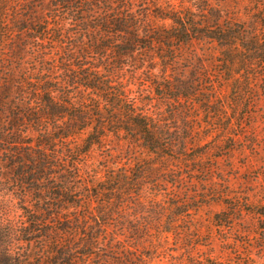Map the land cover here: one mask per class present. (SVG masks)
I'll return each instance as SVG.
<instances>
[{
  "label": "trees",
  "instance_id": "trees-1",
  "mask_svg": "<svg viewBox=\"0 0 264 264\" xmlns=\"http://www.w3.org/2000/svg\"><path fill=\"white\" fill-rule=\"evenodd\" d=\"M250 1L259 29L221 21L218 11L205 5L194 12L179 9L170 0H27L23 8L16 7L18 0H0L1 39L26 34L41 47L68 43L60 66L51 56L46 61L51 66L48 72L38 71L37 77L27 71L20 57L25 48L17 45L10 49V58L25 69H19L18 75L12 73V66L0 69V177L5 187L22 192L24 218L18 231L0 223V264H106L97 251L104 246L113 217L126 203L115 187L86 195L92 183L79 186L81 157L88 156L93 146L103 145L109 135L161 159L173 156L175 148L183 155L188 146L185 136L171 133V127L150 112L143 94L133 96L123 70L129 66L138 71L147 58L152 63L159 59L160 74L147 66L144 82L157 97L181 105L199 94L200 81L184 77L174 67L181 50L194 41L215 43L228 74L229 65H237L239 73L234 69L233 73L241 76L249 64H264V0ZM55 67L61 71L54 72ZM64 155L71 159H63ZM125 178L127 185H133V177L126 173ZM114 179L110 175L109 181ZM93 201L99 202L97 209L81 215ZM181 206L176 216L190 210L185 205L182 211ZM253 212L264 217V207ZM221 215L218 226L227 222L219 219ZM190 262L264 264L240 253L229 262L219 258Z\"/></svg>",
  "mask_w": 264,
  "mask_h": 264
},
{
  "label": "rangeland",
  "instance_id": "rangeland-1",
  "mask_svg": "<svg viewBox=\"0 0 264 264\" xmlns=\"http://www.w3.org/2000/svg\"><path fill=\"white\" fill-rule=\"evenodd\" d=\"M26 1L18 0L16 7H25ZM170 1L179 9L190 8L194 12L205 5V9L218 11L221 21L244 22L259 29L250 0ZM155 22L162 23L158 19ZM14 37L13 34L0 38L2 71L12 66V73L18 75L19 69L26 67L37 77L41 74L38 71L48 72L51 66L46 61H51V56L57 58L54 65L58 66L61 57L66 56L65 40L41 47L29 41L26 34ZM15 45L25 48L20 56L26 62L25 67L10 58V49ZM54 46L52 51L50 47ZM221 62L216 44L206 39L194 41L181 50L174 66L176 71L201 83L199 94L181 105L157 97L149 82H144L147 66L155 67L152 73L160 74L159 59L158 63H152L147 58L138 71L129 66L123 70L124 81L134 91L133 96L143 94L150 112L161 117L162 123L171 127V133L185 136L188 146L183 155L175 148L173 156L161 159L136 144L109 135L103 145L93 146L88 156L81 157L83 179L79 186L92 183L85 189L91 190L86 195L115 187L123 189L116 194L126 203L113 217L104 246L97 251L103 255L102 262L191 264L190 260L206 258L229 262L240 253L264 263V217L253 212L264 207V64H249L239 76L237 65H229L228 74ZM53 71L61 70L55 67ZM138 103H142L140 99ZM84 137L80 135L79 143ZM31 140L34 139H26ZM63 159L71 158L64 155ZM126 173L135 179L133 185H127ZM95 174L98 176L94 179ZM110 175L116 179L109 181ZM3 182L0 177V223L18 231L24 221L22 192L5 187ZM98 203L93 201L80 214L90 215L88 209L96 210ZM185 205L190 208L188 214L176 216L180 211L177 208L181 206L184 211ZM239 207L240 210H235ZM223 212L227 214L221 215ZM217 215H221L220 220H227L223 226L217 225ZM131 233L136 234L134 239L129 238Z\"/></svg>",
  "mask_w": 264,
  "mask_h": 264
}]
</instances>
